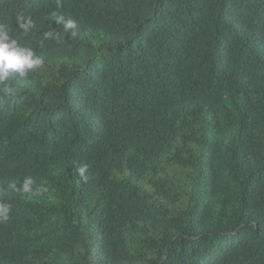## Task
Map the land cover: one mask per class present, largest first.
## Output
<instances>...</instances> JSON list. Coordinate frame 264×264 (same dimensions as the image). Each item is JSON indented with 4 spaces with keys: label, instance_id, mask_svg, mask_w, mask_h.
Here are the masks:
<instances>
[{
    "label": "trees",
    "instance_id": "16d2710c",
    "mask_svg": "<svg viewBox=\"0 0 264 264\" xmlns=\"http://www.w3.org/2000/svg\"><path fill=\"white\" fill-rule=\"evenodd\" d=\"M0 23L43 58L0 83V264H264V0H0Z\"/></svg>",
    "mask_w": 264,
    "mask_h": 264
},
{
    "label": "clouds",
    "instance_id": "9594fccd",
    "mask_svg": "<svg viewBox=\"0 0 264 264\" xmlns=\"http://www.w3.org/2000/svg\"><path fill=\"white\" fill-rule=\"evenodd\" d=\"M55 20L58 24H62L63 28L67 31L77 27L74 20H64L63 16H56ZM16 23L18 28L28 33L34 27V23L30 17L19 16ZM74 34V33H73ZM45 39L59 38V34L54 32L44 33ZM43 64V58L35 55L34 51L29 47L21 46L18 41L12 38L9 34V28L6 24L0 23V83L5 82L11 73H18L21 77L25 76L29 71L39 68ZM5 95L11 97L14 94V89L8 85H4L0 89ZM78 175L86 182L87 166H81L77 170ZM32 180L25 179L20 189L24 193L33 192L39 195L45 189L33 191ZM15 188V185L13 186ZM11 205L8 203L0 202V222H6L9 219Z\"/></svg>",
    "mask_w": 264,
    "mask_h": 264
}]
</instances>
